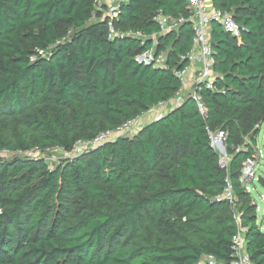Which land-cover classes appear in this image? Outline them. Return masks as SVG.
Listing matches in <instances>:
<instances>
[{"label":"trees","instance_id":"obj_1","mask_svg":"<svg viewBox=\"0 0 264 264\" xmlns=\"http://www.w3.org/2000/svg\"><path fill=\"white\" fill-rule=\"evenodd\" d=\"M187 3L125 0L110 38L93 0H0V264H231L226 180L250 262L264 264L257 206L239 182L264 125V0H211L242 31L237 41L211 25L202 112L188 96L131 136L71 153L179 92L191 22L160 33L154 18L188 20ZM219 131L227 169L210 147ZM52 148L70 153L53 169L16 155Z\"/></svg>","mask_w":264,"mask_h":264},{"label":"built area","instance_id":"obj_2","mask_svg":"<svg viewBox=\"0 0 264 264\" xmlns=\"http://www.w3.org/2000/svg\"><path fill=\"white\" fill-rule=\"evenodd\" d=\"M109 1L110 0H93L95 11L93 13L92 20H107L109 37L112 38L113 36H116L118 34L114 28L113 22L118 16L120 3L124 2L125 0H119L113 7H108ZM186 10L189 14L188 20L183 17H179L176 19H171L169 17L164 18L160 15H157L154 19L159 25L160 33H166L169 31L177 30V28L186 21L191 22L193 46L185 56L180 57L181 60H186L188 62V66L183 71L177 73V76L181 80V89L174 97V106L172 107V109L178 108L184 101L185 97L190 96L196 102L199 111L202 112L203 106L200 97L197 95V91L200 87L211 90L214 78L212 70L213 51L210 46L211 25L218 24L226 33H228L232 38L236 39L237 41H240L241 39L242 28L236 23L230 12L213 9V7L211 6V0H188ZM121 36H123V34ZM135 36L141 37L139 33ZM39 54L41 55L43 54V52L40 51ZM163 58V54L160 55L156 60V64L163 63ZM146 59L147 61L154 60L153 52L146 54ZM191 64H195L196 68L194 70L192 78L186 81L185 74ZM186 84H188L190 88V92L187 94H185L182 89ZM165 105L166 103H161L154 108H158V111H161L162 109H164ZM164 114V112L161 114L159 113L154 120H160ZM136 129H138L137 119L130 120L114 131H106L100 133L92 141L83 144L80 142H78V144L76 143L77 145H75L71 153L78 154L82 150L94 148L103 143L113 141L119 136L131 135ZM208 136L210 140V147L218 155L219 167L221 169H227L230 157L227 155L225 148L226 135L223 132L219 131L216 133H209ZM78 145L79 148H76V146ZM37 154V150H32L26 153H16V155H20L29 159L37 158ZM64 155L65 157H68L70 153H64ZM257 165L258 163L254 156L245 160L242 164L239 182L247 192H249V187L247 186V184L257 180L254 171ZM222 199L228 201V203L230 204L233 213V218L237 222V232L232 238L231 264H252L245 248L244 234L246 228H243L238 222L242 213L237 210L236 202L232 194V186L228 182V180H226V187L224 189ZM205 263L214 264L213 257H206L203 261L199 262L198 264Z\"/></svg>","mask_w":264,"mask_h":264},{"label":"rangeland","instance_id":"obj_3","mask_svg":"<svg viewBox=\"0 0 264 264\" xmlns=\"http://www.w3.org/2000/svg\"><path fill=\"white\" fill-rule=\"evenodd\" d=\"M118 1L119 0H110L108 3V7L115 6ZM163 56H165V54H163ZM173 106H174V98L168 104H166L164 106V109H162L161 111H158V108L156 109L153 108L152 111H150L151 114L146 115V117L148 118V121H146V123L148 124L149 122L153 121L159 113L160 114L163 112L166 113L167 111L171 110ZM142 125H143L142 123L138 122V129L134 130L133 134H135L136 131H138L139 128L142 127ZM259 130H260L259 134L256 138V146H255L256 153L254 155L258 165L254 171L256 177L261 176L262 178H264V125L261 126ZM251 133L255 134V131H252ZM76 148H79V145L76 146ZM36 156L44 160L50 169L55 168L65 158L63 151L57 148H52L46 150L45 152L38 153ZM6 158L8 159L10 157H6ZM247 186L249 187L248 193L250 194V197L254 202V204L257 206L256 215H257L258 223L261 224L264 231V190L257 184L256 181H253L252 183H248Z\"/></svg>","mask_w":264,"mask_h":264},{"label":"crops","instance_id":"obj_4","mask_svg":"<svg viewBox=\"0 0 264 264\" xmlns=\"http://www.w3.org/2000/svg\"><path fill=\"white\" fill-rule=\"evenodd\" d=\"M146 54H142V55H139L137 57V60L138 61H141V62H145L146 63ZM196 68V65L195 64H191L189 67H188V71L186 72L185 76H186V81L190 80L193 76V73H194V70ZM183 92L185 94L189 93L190 92V88H189V85L186 84L183 88ZM153 109V108H152ZM152 109H150L148 112L144 113L142 116H140L138 119H137V122H140L142 123L144 126L146 123V121H148V118L146 117V115L148 114H151L150 111H152ZM261 226V224H260ZM261 229L263 230V227L261 226Z\"/></svg>","mask_w":264,"mask_h":264},{"label":"water","instance_id":"obj_5","mask_svg":"<svg viewBox=\"0 0 264 264\" xmlns=\"http://www.w3.org/2000/svg\"><path fill=\"white\" fill-rule=\"evenodd\" d=\"M253 135H254V133H251L249 135V138H252ZM256 182L264 190V178H262L261 176H258Z\"/></svg>","mask_w":264,"mask_h":264}]
</instances>
